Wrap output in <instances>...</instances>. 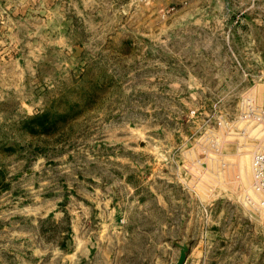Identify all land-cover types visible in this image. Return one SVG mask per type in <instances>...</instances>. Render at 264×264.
Returning a JSON list of instances; mask_svg holds the SVG:
<instances>
[{"label":"rangeland","instance_id":"1","mask_svg":"<svg viewBox=\"0 0 264 264\" xmlns=\"http://www.w3.org/2000/svg\"><path fill=\"white\" fill-rule=\"evenodd\" d=\"M264 0H0V264H264Z\"/></svg>","mask_w":264,"mask_h":264},{"label":"built area","instance_id":"2","mask_svg":"<svg viewBox=\"0 0 264 264\" xmlns=\"http://www.w3.org/2000/svg\"><path fill=\"white\" fill-rule=\"evenodd\" d=\"M252 177V190L259 196L255 203H258L259 208L264 209V147L257 149L253 153Z\"/></svg>","mask_w":264,"mask_h":264},{"label":"water","instance_id":"3","mask_svg":"<svg viewBox=\"0 0 264 264\" xmlns=\"http://www.w3.org/2000/svg\"><path fill=\"white\" fill-rule=\"evenodd\" d=\"M180 257L178 261L174 264H184L186 256H187V251H188V246L186 244H180Z\"/></svg>","mask_w":264,"mask_h":264}]
</instances>
